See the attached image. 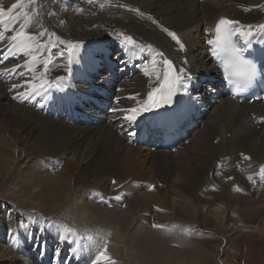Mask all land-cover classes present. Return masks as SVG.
Returning <instances> with one entry per match:
<instances>
[{
	"label": "bare ground",
	"instance_id": "1",
	"mask_svg": "<svg viewBox=\"0 0 264 264\" xmlns=\"http://www.w3.org/2000/svg\"><path fill=\"white\" fill-rule=\"evenodd\" d=\"M88 1L56 0L55 5L61 8V14L64 12L62 15L66 22L56 24L55 20L60 13L47 19L58 34L67 33L68 38L76 36L77 42H80L79 52L85 49L80 62L79 55L75 57L73 72L77 71L80 65L90 72L89 77L93 82L99 80L105 74L102 68H98L97 73L93 72L97 61L91 58L87 46L95 44L104 48L107 53L114 52L119 46H125V52L130 54L133 49L123 42L121 34L131 35L141 49L135 53L153 74L149 77L139 73L141 75L135 74L126 78L135 83L125 88L121 84L126 81L116 87H113V84H102L114 92L116 100L122 102V105H118L119 101L113 105L111 103L110 107L129 109L142 104L147 99V93L162 83V79L159 83L156 81V73L161 76L164 73L163 60H171L176 73L184 69L191 76L189 92L196 95V100L199 101L195 100L190 106L195 115L199 114L201 106L204 110L201 113L202 119L195 118L194 128L197 130L203 124L202 134L196 131L197 137H192L186 146L179 142L173 152L156 149L155 153L145 154L151 157L152 165L160 170L158 178L162 184L169 181L166 174H174L175 189L157 186L153 190H147L133 179L120 183L127 175L124 174L123 168L121 176L118 179L113 178L114 170L121 171L124 160L119 159L117 154L127 143L132 145L121 129L111 125L119 126L127 122L123 119L112 122L117 117L121 118L122 112L111 115L103 111L101 106L87 100V97L83 100L79 96L75 100L80 103L75 102L74 108L67 113H56L53 108L45 112V107L37 98H29L24 102L14 99L19 89L20 93L27 92L45 80L51 81L56 76L67 75L64 71L68 64L66 56L59 63L49 62L46 70L41 62L49 60L50 57L49 52H43L38 57L37 64L32 66L33 72L21 67L29 77L32 76L31 81L26 80L25 75L18 80L19 71L7 74L5 79L0 75L1 180L9 173L11 166L21 165L16 164L19 152L24 151V157H27V149L21 147L38 143L40 147L45 148H31L30 152L35 153V158H39V164L48 162V167L42 170L43 173L58 170L64 173L65 177L57 175L54 178L47 173L43 176L38 170H32L28 173V180L24 177L27 182L23 189L19 190L28 197L22 205L29 204L33 199L40 205L52 206L51 209L57 210L65 207V201L74 193H78L77 196L82 198V201L74 206V212L79 213L78 216L82 215V211L85 214L81 223L83 230H80L79 227L69 225L64 219L54 215L47 217L37 210L22 211L19 208L6 207L1 201L0 223L5 225V229L0 225V264H92L104 243L107 244L109 253L106 255L110 256L115 264H264V176L260 175L261 166L264 165V103H239L229 97L218 98L217 92L221 90L217 85L219 71L217 62L211 55L212 46L207 50L202 40L207 57L198 49L188 51L185 46L181 49L169 35L190 30L204 23L207 28L204 30L203 39L207 35L210 40V26L224 13L222 9L229 4H234L237 10H241L242 5L244 8L248 7L246 13H236L233 18L238 20L240 25H253L255 30V26L261 25L260 22L264 19V0H113L116 3L109 6L112 9L118 8L115 13L114 9L108 12L102 9V6H107V1L111 0H94L89 5ZM9 2L11 0H0V4ZM52 2L45 4V11L51 9ZM31 3L32 0H17V8L10 12V30L20 31L27 16L31 17V23L24 27V30L35 33L30 27L33 23ZM236 3L242 5H235ZM143 5L144 7H141ZM233 18L231 19L234 20ZM35 46L33 44L34 48ZM101 48L96 49L99 55ZM2 49L6 52L1 56V62H4L0 66L1 74L14 68L10 65L17 62V55L7 54V45ZM157 53H163V56ZM24 57L29 58L26 54ZM153 59L156 61L155 67ZM79 75L72 80L79 81ZM207 76L211 77L213 86L203 85ZM14 84L17 85L15 90L11 89ZM217 99L221 101L218 105L214 104ZM57 101L60 99L53 100L54 103ZM70 103L68 102V105ZM197 104L201 106L197 108ZM213 104V117L203 120L208 108ZM82 111L88 119L95 118L92 119V124L81 126L84 119L78 114ZM152 117L154 113L150 111L144 113L141 120ZM100 119L103 122L98 127L99 124L94 123H99ZM110 121L111 124L107 123ZM132 146L137 148L134 150L133 147H128L132 155H137L145 148L142 145ZM244 157H250V160H245ZM29 164L28 161L25 162L24 167L30 169ZM235 168H238L241 174L237 175ZM94 173L95 177L91 178L90 174ZM249 175L253 176L252 181L248 179ZM229 177L231 182H227ZM149 184L152 182L149 181ZM93 186L102 189L99 193L101 198L95 192L84 196V191ZM209 187L215 192L209 190ZM203 188H206V192L201 194ZM117 196L120 199H116ZM173 197H178L179 200ZM205 197L211 198L208 200L211 203L210 214L203 212L206 206L203 202ZM94 199L96 203L92 202ZM107 200L114 204H109ZM223 208L225 216L219 219ZM48 221L62 222L74 227L80 234L86 230L90 233L100 232L105 239L96 246L98 250L94 247L74 257L71 251L74 247L71 243L73 237L69 236L67 242L59 240L58 226ZM73 224L75 225L74 221ZM154 224L163 225L171 231L155 228ZM117 231L120 237L117 233L111 234L108 242L107 234ZM7 235L10 238V246L4 244ZM214 240H218L215 246L211 245ZM173 243L177 244V248L172 246ZM5 245L13 249L17 247L18 250L14 249V254ZM22 245L30 255L26 261L17 258L18 253L22 252ZM57 248L60 249L58 255ZM96 264L108 262L99 260Z\"/></svg>",
	"mask_w": 264,
	"mask_h": 264
},
{
	"label": "snow or ice",
	"instance_id": "2",
	"mask_svg": "<svg viewBox=\"0 0 264 264\" xmlns=\"http://www.w3.org/2000/svg\"><path fill=\"white\" fill-rule=\"evenodd\" d=\"M17 8L16 4L6 9L7 12H12L13 9ZM5 9L0 7V16L3 15ZM8 23H12L9 19ZM31 23V17L26 16V22L24 27ZM24 27L20 31H14V34L6 36L4 32H0V42H6L7 54L8 55H19L24 53L29 56L28 60H25L23 65H16L10 70H5L4 75L15 73L18 68L23 67L28 72L34 71V65L38 62V57L43 52H50L48 44L51 43H39L36 44L35 48L33 44L46 33V30L32 33L24 30ZM123 42L128 46H136L137 42L131 35H124ZM169 35L175 40L180 48L183 49V44L180 43L179 38L175 33H169ZM60 44H66L67 48L61 50L56 49V52L60 56H67L68 64L64 67V71L67 75L56 76L53 80H45L38 87L29 89L26 93L21 92L14 96V99H18L21 102L35 96H41L42 99L47 98V92L55 88L57 91H63L67 86L68 79L73 75L72 65L76 62L75 57L78 55L80 42L73 43L71 41L61 40L56 37ZM254 39L258 41H264V24L254 26L253 25H239L238 21H232L227 18H221L215 26V36L213 39L207 41L212 46L211 55L219 62V66L223 69L225 80L232 86L234 95H238L247 90L248 86L257 76V68L254 62L244 57V52L252 46ZM55 47V45H53ZM151 47V46H149ZM159 56H163V53H157ZM7 58V57H5ZM43 63L47 70L49 60H44ZM186 63V61H185ZM156 61L153 59V66L155 67ZM163 64L165 66L164 73H156V81L159 83L162 79V83H159L158 87H153L147 93V99L137 107L129 109H112L113 112H122L123 120L129 124H136L137 120L144 114L150 111L160 109L163 106H167L173 103V97L179 92H187L189 90V84L191 82V76L184 70L180 69L179 73L174 70V65L171 60L164 59ZM153 73L149 72L147 68L144 69L145 76H152ZM19 75L22 77L24 72H20ZM28 83V82H26ZM17 85H12V88H16ZM245 160H250V157H244ZM261 176H264V165L261 166ZM231 179V177H229ZM248 179L253 180V176L249 175ZM154 187V186H150ZM239 190V189H237ZM120 199L119 196L115 197ZM50 224L58 226V239L65 242L68 241V237L72 236L71 243L74 245L71 251L73 256L83 254L85 251H90L92 248L100 244L104 239L100 232L90 233L87 230L85 233L80 234L74 227L64 225L58 221H48ZM153 227L162 229L165 231H171V229H165L163 225L154 224ZM44 229H42L43 231ZM60 249H56L57 255ZM107 252V244L104 243L103 248L96 254V258L92 261V264H96V261L104 260L108 264H115V261L105 253Z\"/></svg>",
	"mask_w": 264,
	"mask_h": 264
},
{
	"label": "rangeland",
	"instance_id": "3",
	"mask_svg": "<svg viewBox=\"0 0 264 264\" xmlns=\"http://www.w3.org/2000/svg\"><path fill=\"white\" fill-rule=\"evenodd\" d=\"M33 1V0H32ZM50 1H53L52 3V5H51V9L49 10V9H47L48 11H45V4L46 3H50ZM69 1V0H68ZM71 1V0H70ZM92 1H94V0H89L88 2L89 3H87L88 5L89 4H91L92 3ZM98 1V0H97ZM144 1H147V0H144ZM2 2H5V1H2ZM108 2V5L107 6H105L104 7V5L102 6V9L105 11V10H107V12L108 11H111V10H115V11H113L114 13L118 10V8H111L109 5L112 3V4H114V2L115 1H113V0H111V1H107ZM17 3V0H11V2H9L8 4H0V7H8V6H12L13 4H16ZM116 3V2H115ZM32 4V10H31V14H33L34 13V10H36L37 12H38V14H33V23H32V25L30 26L32 29H34V31H35V33L36 32H40V31H44V30H46V33L47 34H45L44 36H42V37H40L39 39H40V41H36L35 43H34V45H36V44H38L39 42H43V43H48L49 41L51 42V43H49V45L50 46H52V43H54L55 41H57V39H56V37H59L60 39L62 38L64 41H71V42H73V43H76L77 42V39H76V36H70L69 38H68V34L67 33H63V34H58V31H56L55 29H54V26H50V24L47 22L48 20L47 19H49V17L50 18H52V17H54L56 14H59L60 12H61V8L59 7V6H56L55 4H56V0H37V5L39 6V9L35 6L34 7V3H31ZM111 4V5H112ZM3 5V6H2ZM235 5H242V4H235ZM118 6H120V5H118ZM243 6V5H242ZM241 6V10H237V9H235L236 7L234 6V4H232V5H227V6H225L224 7V9H222V11L224 12V13H222L221 15H226V16H229L230 18H233V17H235L234 15L236 14V13H240V14H244V13H246V11H248L247 9H248V7H246V8H244V7H242ZM141 7H144V5L143 6H141ZM33 8H34V10H33ZM45 8V9H44ZM246 9V10H245ZM225 10V11H224ZM5 12H6V9H5ZM4 12V13H5ZM42 12H44L43 14H41ZM62 14H64V12L62 13ZM61 13H60V15H59V17L55 20L56 21V24H62V23H64V22H66L65 20V17H64V15H62ZM220 16V15H219ZM234 19V18H233ZM234 20H236V19H234ZM40 23V24H39ZM254 24H255V22H254ZM207 24H204V23H201V24H199L197 27H193V28H191L190 30H185V31H183V32H180V33H178L179 34V36H178V38H179V40H180V43L181 44H183V46H185L186 47V49L188 50H199V51H201V54H204V55H206L207 56V54H206V52H205V50L203 49V45H202V40H203V35H204V30H205V28H207V26H206ZM3 26L5 27V29H6V32H8L10 29H11V27H10V24L8 23V17L4 20V24H3ZM209 26V25H208ZM37 29H39V30H37ZM51 30V31H50ZM50 31V32H49ZM1 32H4L3 30L1 31ZM6 32H4L5 33V35L6 36H8V35H11V34H14L13 32H8V33H6ZM11 33V34H10ZM178 34H176V36L178 35ZM65 37V38H64ZM61 39V40H62ZM4 44L5 45H7L6 44V42H4ZM54 45H55V47H53L52 46V48H53V51H55L57 48H59V41H57L56 43H54ZM66 45V44H65ZM205 45V47H206V44H204ZM0 46H2V42H0ZM179 47H180V45H179ZM67 48V45H66V47L64 48V49H66ZM59 49H61V48H59ZM188 50V51H189ZM204 52V53H203ZM49 54H50V52H49ZM55 53H52V55H54ZM45 55H46V57H47V54L45 53ZM208 57V56H207ZM29 58L28 57H26V59H25V57H21V61L23 60V61H25V60H28ZM47 59H48V57H47ZM65 60H67L68 61V59L66 58ZM49 62H50V58H49ZM145 68H147V66L145 67ZM144 68V69H145ZM138 75H141V74H139V73H137ZM143 75H144V73H142ZM32 76H30L29 77V75H27V72H26V74H25V78H26V80H29V81H31L32 80V78H31ZM28 81V82H29ZM120 81V80H119ZM126 82L125 83H122L121 85H123L124 86V88H125V86H128V85H132V84H134L135 82L134 81H128V79H126L125 80ZM25 83H26V81H24ZM25 83H22V84H25ZM117 83H121V81L120 82H117ZM203 85L204 86H211V85H209L208 83H203ZM122 86V87H123ZM129 87V86H128ZM18 91V90H17ZM24 91V90H23ZM19 92V91H18ZM10 93V95H12L13 93H11V91L9 92ZM26 93V92H25ZM37 98V96H35L34 98H31L32 100L33 99H36ZM218 98H222V97H218ZM59 101H57L56 103H58ZM127 102H129V101H127ZM221 102V101H220ZM219 99H217V101L214 103V104H216V105H218L219 103ZM213 104V105H214ZM210 106L209 108H208V110H207V115L205 116V118L203 119V120H208L209 118H212L213 117V114H212V112H213V108L215 107V105L214 106ZM111 108V107H110ZM112 109H114V108H112ZM120 109V108H119ZM106 112V111H105ZM82 117H83V121L85 122H83L82 124H81V126H86L85 124H92V123H89V121L87 122V120L85 119V116L84 115H81ZM81 118V117H80ZM203 118V116L201 117V119ZM102 120L99 122V123H94V124H99L98 125V127H100V125H102ZM107 123H110L111 124V121L110 122H107ZM103 124H105V123H103ZM112 126H117V125H114V124H111ZM102 127V126H101ZM196 128V127H195ZM195 128H194V130L193 131H191V133L189 134V136H188V138H187V140H182L180 143H184L185 144V146L186 145H188V141L193 137H197L196 136V131H198V132H200L201 134H202V128H203V124L200 126V127H198L197 128V130H195ZM199 130H201V131H199ZM257 130H259V128H257ZM195 131V132H194ZM200 133H198L199 135H201ZM127 143V142H126ZM38 145V143H36V144H34L33 146H22L21 147V149L22 148H24L25 147V149H27V157L25 156L24 157V151L23 152H19L18 154H17V157H19L18 158V162H16V164L18 163V164H20L21 163V165L20 166H18V165H16V167H15V165H13V166H11L10 167V169H9V173H6V175H5V178L3 179V180H1V176H0V202L1 203H4L5 205H6V207L8 206H10V208H19L20 210H22V211H24L25 209L26 210H28V211H39L42 215H45V216H47V217H50V216H55V217H57V218H61V219H64L63 221L64 222H66L67 224L69 223V225H72V226H76V228H78V229H82L81 228V223L83 222L82 221V217L84 218V216H85V214H83L84 212L82 211V215H79L78 216V214L77 213H75L74 211V206H76V205H78V204H80L81 203V201H82V198H78V193H74L71 197H69L66 201H65V207H61V209H51V207H49L48 205H40L39 203H38V201L37 200H33L32 199V202H28L29 204H25V205H22V204H24V202L26 201V199L28 198V197H26V195L24 194V193H22V192H20L19 190H22L23 189V187L25 186L24 184L27 182L26 180H28V178H27V176H28V173L30 174V172L33 170V172H35L36 170H38L40 173H43V171L42 170H44V169H46L47 167H48V162H41L40 164H39V158H35V153H32L31 154V148H33V149H37V147H38V149L37 150H41V148H45L44 146H42V147H40L39 145ZM131 146V148L133 147L132 145H129L128 143H127V145L126 146H124L123 147V149H121L120 150V152L117 154V157H119V159L120 158H124V160H123V163H122V165H121V171H118V170H114V172H113V178L114 179H118V177L119 176H121V172H122V170H123V168H124V170H123V172H124V174H126L127 175V177H126V179L125 180H121V182L120 183H123L124 181H126L127 179L129 180V179H133V180H136L138 183H140V184H142L143 186V188H146L147 190H153L155 187L157 188V186L159 187V188H161V187H164V188H169V189H175L176 187H175V182L173 181L175 178H174V174H171V175H168V174H166L167 176V178H169V181H167L166 182V184H162L161 182H160V179L158 178V171H160L159 169L157 170L156 169V167L157 166H153L152 165V162H151V157L149 156H147V155H149V153H155L156 151V149H154V148H152V147H146V146H143V147H145V148H143V149H141L140 151L141 152H138V154L136 155V154H134V155H132L133 153H131V152H129V150H128V147H130ZM141 148V147H140ZM133 149L134 150H137V148L136 147H133ZM46 150V149H45ZM166 151V150H165ZM170 151V150H169ZM173 152V151H172ZM21 153H23L22 155H21ZM147 153V155H145ZM15 154H16V152H15ZM38 155V154H37ZM132 155V156H131ZM128 156H129V158H128ZM138 156V157H137ZM147 156V157H146ZM24 157V158H23ZM28 157H30V158H28ZM33 157H34V159H33ZM125 157H126V159H125ZM133 157V158H132ZM13 158V157H12ZM145 158V159H144ZM15 160H16V158H15ZM31 162H30V161ZM129 160V161H128ZM21 161V162H20ZM28 161V164L29 165H31V167H30V169L28 168V169H26L25 167H24V163L25 162H27ZM37 161V162H36ZM35 162V163H34ZM39 165H38V164ZM44 163V164H43ZM126 163V164H125ZM129 163V164H128ZM136 163V164H135ZM151 163V164H150ZM221 163L222 162H220V165H221ZM37 164V165H36ZM42 164V165H41ZM135 166V167H133V165ZM98 166V165H97ZM129 166V167H128ZM99 167V166H98ZM32 168V169H31ZM100 168V167H99ZM128 170H127V169ZM100 170L101 171H104V169L103 168H100ZM131 170V171H130ZM157 170V171H156ZM235 172L237 173V175H238V173H240L241 174V172L239 171V169L238 168H235ZM127 171H129V172H127ZM47 173V175L48 174H50V175H53L54 176V178L55 177H57V175L59 176V175H63L62 177H65V175H64V173H60V171H58V170H54V171H52V173L51 172H46ZM46 173L44 172L42 175L44 176V175H46ZM115 174V175H114ZM95 173H94V175H92V174H90V177L91 178H94L95 177ZM130 176V177H129ZM24 177H26L25 179L26 180H24ZM7 178V179H6ZM114 179H112L111 180V184H113L114 182ZM110 181V180H109ZM149 181H151L152 182V184H149L148 185V182ZM227 182H231V179H229L228 178V180H227ZM172 183V184H171ZM148 186H154V187H150V188H148ZM111 189H113V188H111ZM212 189V187L210 188L209 187V190H211ZM36 190H37V188H36ZM102 191V189L99 187V186H97V187H95V186H93V187H89V188H87L85 191H84V196H87V195H89V194H91L92 192H95V193H97L98 194V196H100V198H101V195L99 194L100 192ZM212 192H215V190H211ZM202 192L203 193H205L206 192V188H203V190L201 191V194H202ZM22 193V194H21ZM83 194V193H82ZM25 195V196H24ZM200 195V194H199ZM210 196V195H209ZM211 197V196H210ZM210 197H205V199H204V203L206 204V206H205V208H204V213H206V214H210L209 212H210V208H209V204H211V203H209V201L208 200H210L211 198ZM90 198V197H89ZM110 198H112V197H110ZM175 200H179V198L178 197H173ZM178 198V199H177ZM95 200V199H94ZM206 201V202H205ZM93 203H96V200L95 201H92ZM109 202V204H114L112 201H108ZM17 206V207H16ZM42 206V207H41ZM108 209H109V207H108ZM208 209H209V211H208ZM221 211H223L222 213H219V219H223V217L225 216V213L226 212H224V208L221 210ZM220 211V212H221ZM60 214V215H59ZM24 216H26V215H24ZM53 216V217H54ZM68 221V222H67ZM73 221H74V223H75V225L73 224ZM76 221V222H75ZM79 222V223H78ZM0 225H2V228L3 229H5V225H3V224H1L0 223ZM220 225V222L218 221V223H217V226H219ZM217 226H214V228H217ZM83 230V229H82ZM118 234V236L120 237V233H118V231L117 232H112V233H108L107 234V238H106V240H108V242H110V238L112 237V235L113 234ZM6 234V233H5ZM112 234V235H111ZM4 234H2V236H3ZM115 236V235H114ZM104 237V236H103ZM108 237H110L109 239H108ZM123 238V237H122ZM104 239H105V237H104ZM106 240H104V241H106ZM112 240V239H111ZM122 240V239H121ZM9 241H10V238L8 237V235L6 236V238H5V242H4V244H8L9 246H10V243H9ZM218 242V240H214V241H212L213 243H211V245H214L215 243V245H217V242ZM5 245V247H7L12 253H14L15 254V250L13 249V248H11V247H8V246H6ZM175 245V248H177L176 246H177V244L176 243H173L172 244V246H174ZM214 245V246H215ZM14 246V245H13ZM24 247V246H23ZM22 247V248H23ZM99 249V248H98ZM101 250V249H100ZM105 254H109L108 252H106ZM17 256V255H16ZM26 256L27 255H25V254H22V253H18V256H17V258L19 257L22 261H26ZM7 259V258H6ZM27 259H29V258H27ZM211 263V262H210ZM120 264H125V263H120Z\"/></svg>",
	"mask_w": 264,
	"mask_h": 264
}]
</instances>
